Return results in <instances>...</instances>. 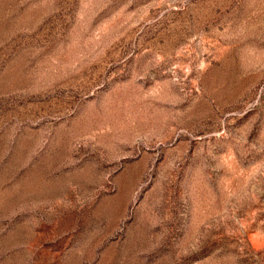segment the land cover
<instances>
[{"label": "rangeland", "instance_id": "1", "mask_svg": "<svg viewBox=\"0 0 264 264\" xmlns=\"http://www.w3.org/2000/svg\"><path fill=\"white\" fill-rule=\"evenodd\" d=\"M0 264H264V0H0Z\"/></svg>", "mask_w": 264, "mask_h": 264}]
</instances>
